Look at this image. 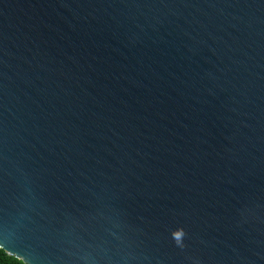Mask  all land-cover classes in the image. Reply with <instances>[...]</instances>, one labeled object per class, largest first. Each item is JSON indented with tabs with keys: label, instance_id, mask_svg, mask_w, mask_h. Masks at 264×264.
I'll list each match as a JSON object with an SVG mask.
<instances>
[{
	"label": "water",
	"instance_id": "1",
	"mask_svg": "<svg viewBox=\"0 0 264 264\" xmlns=\"http://www.w3.org/2000/svg\"><path fill=\"white\" fill-rule=\"evenodd\" d=\"M0 243L264 264V0H0Z\"/></svg>",
	"mask_w": 264,
	"mask_h": 264
},
{
	"label": "clouds",
	"instance_id": "2",
	"mask_svg": "<svg viewBox=\"0 0 264 264\" xmlns=\"http://www.w3.org/2000/svg\"><path fill=\"white\" fill-rule=\"evenodd\" d=\"M172 235L176 242L179 244L181 237L183 236V231L177 230ZM0 252L11 257L15 261V264H29V261L25 257L13 253L11 249H9L4 243H0Z\"/></svg>",
	"mask_w": 264,
	"mask_h": 264
},
{
	"label": "trees",
	"instance_id": "3",
	"mask_svg": "<svg viewBox=\"0 0 264 264\" xmlns=\"http://www.w3.org/2000/svg\"><path fill=\"white\" fill-rule=\"evenodd\" d=\"M0 264H15V261L11 257L0 252Z\"/></svg>",
	"mask_w": 264,
	"mask_h": 264
}]
</instances>
